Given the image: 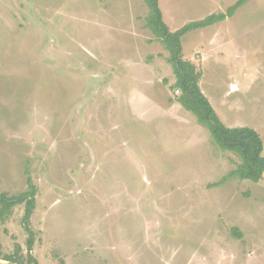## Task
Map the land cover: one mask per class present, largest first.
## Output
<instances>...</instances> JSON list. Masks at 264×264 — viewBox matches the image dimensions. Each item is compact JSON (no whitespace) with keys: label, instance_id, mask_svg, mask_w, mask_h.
<instances>
[{"label":"rangeland","instance_id":"obj_1","mask_svg":"<svg viewBox=\"0 0 264 264\" xmlns=\"http://www.w3.org/2000/svg\"><path fill=\"white\" fill-rule=\"evenodd\" d=\"M237 0H159L172 30ZM144 0H0V191L37 186L31 264H264V178L178 102ZM222 122L264 140V0L187 33ZM25 205L0 222L26 257Z\"/></svg>","mask_w":264,"mask_h":264},{"label":"trees","instance_id":"obj_2","mask_svg":"<svg viewBox=\"0 0 264 264\" xmlns=\"http://www.w3.org/2000/svg\"><path fill=\"white\" fill-rule=\"evenodd\" d=\"M144 1L148 7L146 25L154 33L155 38L169 51L168 61L177 77L172 87L182 92L178 102L193 112L200 123L208 126L215 141L222 148L235 152L241 160L234 170L216 182L215 185H220L231 177L253 182L261 181L264 178V140L261 134L250 126L230 127L225 125L200 86L203 71L197 64L184 59L183 56V37L187 33L233 17L237 10L249 0H237L225 12L209 14L205 18L189 22L177 30H172L166 23L159 0ZM37 192V186L31 178L29 188L20 193L9 194L0 191V222L7 220L17 205L24 204L23 224L29 234L26 257L23 255L22 247L19 244L16 245L13 253L6 254L0 240V259L20 264L36 262L32 254L36 235L31 226V218L36 207Z\"/></svg>","mask_w":264,"mask_h":264},{"label":"water","instance_id":"obj_3","mask_svg":"<svg viewBox=\"0 0 264 264\" xmlns=\"http://www.w3.org/2000/svg\"><path fill=\"white\" fill-rule=\"evenodd\" d=\"M0 264H20V263H17V262H14V261L0 259Z\"/></svg>","mask_w":264,"mask_h":264},{"label":"crops","instance_id":"obj_4","mask_svg":"<svg viewBox=\"0 0 264 264\" xmlns=\"http://www.w3.org/2000/svg\"><path fill=\"white\" fill-rule=\"evenodd\" d=\"M182 106V105H181Z\"/></svg>","mask_w":264,"mask_h":264}]
</instances>
